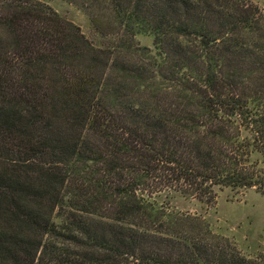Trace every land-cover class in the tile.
Here are the masks:
<instances>
[{"label":"trees","instance_id":"obj_1","mask_svg":"<svg viewBox=\"0 0 264 264\" xmlns=\"http://www.w3.org/2000/svg\"><path fill=\"white\" fill-rule=\"evenodd\" d=\"M65 1L0 0V264H256L174 203L264 195V12Z\"/></svg>","mask_w":264,"mask_h":264},{"label":"rangeland","instance_id":"obj_2","mask_svg":"<svg viewBox=\"0 0 264 264\" xmlns=\"http://www.w3.org/2000/svg\"><path fill=\"white\" fill-rule=\"evenodd\" d=\"M63 17L77 24L93 38L86 15L65 0H40ZM264 12V0H252ZM140 44L151 45V37L137 35ZM182 212L205 217L214 233L227 237L237 250L256 264H264V195L252 188L240 191L224 189L214 203L201 205L192 200L174 203Z\"/></svg>","mask_w":264,"mask_h":264}]
</instances>
